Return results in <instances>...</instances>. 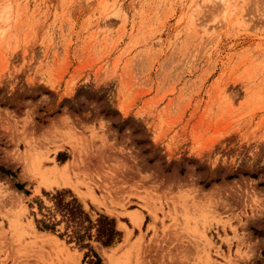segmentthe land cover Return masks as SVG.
Segmentation results:
<instances>
[{
    "label": "rangeland",
    "instance_id": "374dc122",
    "mask_svg": "<svg viewBox=\"0 0 264 264\" xmlns=\"http://www.w3.org/2000/svg\"><path fill=\"white\" fill-rule=\"evenodd\" d=\"M4 8L0 264H91L56 190L114 218L102 264H264V0Z\"/></svg>",
    "mask_w": 264,
    "mask_h": 264
},
{
    "label": "trees",
    "instance_id": "16d2710c",
    "mask_svg": "<svg viewBox=\"0 0 264 264\" xmlns=\"http://www.w3.org/2000/svg\"><path fill=\"white\" fill-rule=\"evenodd\" d=\"M0 171L15 176L6 169L1 168ZM15 186L22 189V184L19 182L15 181ZM25 193L29 194L27 190ZM44 194L49 197L51 204L49 206L38 204L41 217L35 219L37 227L40 230L55 231L57 224L65 222L69 240L74 241L81 248H87L85 256L91 258V264H102L91 241L99 242L103 247L112 246L119 241L121 232L117 230L114 218L99 214L93 220L80 200L69 190H56L54 193L44 192Z\"/></svg>",
    "mask_w": 264,
    "mask_h": 264
},
{
    "label": "clouds",
    "instance_id": "9594fccd",
    "mask_svg": "<svg viewBox=\"0 0 264 264\" xmlns=\"http://www.w3.org/2000/svg\"><path fill=\"white\" fill-rule=\"evenodd\" d=\"M10 9L9 8H4L3 10H0V16L4 17L6 15L10 14Z\"/></svg>",
    "mask_w": 264,
    "mask_h": 264
},
{
    "label": "bare ground",
    "instance_id": "6f19581e",
    "mask_svg": "<svg viewBox=\"0 0 264 264\" xmlns=\"http://www.w3.org/2000/svg\"><path fill=\"white\" fill-rule=\"evenodd\" d=\"M65 165H66V164H65ZM50 170H51V169H50ZM52 171H53V170H52ZM52 171H51V172H52ZM51 172H50V173H51ZM53 172H54V171H53ZM46 173H47V172H46ZM42 174H43V173H42ZM48 174H49V172H48ZM48 174H47V176H48ZM60 174H61V173H60ZM43 176H46V174H43ZM137 221H138V220H136V221H134V222H137ZM114 259H115V258H114Z\"/></svg>",
    "mask_w": 264,
    "mask_h": 264
}]
</instances>
